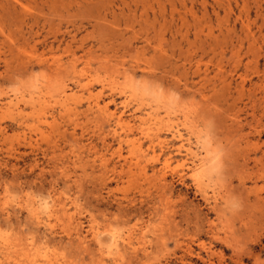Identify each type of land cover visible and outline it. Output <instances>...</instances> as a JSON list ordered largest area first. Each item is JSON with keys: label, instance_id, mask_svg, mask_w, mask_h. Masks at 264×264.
Instances as JSON below:
<instances>
[{"label": "rangeland", "instance_id": "1", "mask_svg": "<svg viewBox=\"0 0 264 264\" xmlns=\"http://www.w3.org/2000/svg\"><path fill=\"white\" fill-rule=\"evenodd\" d=\"M261 84L264 0H0V264H264Z\"/></svg>", "mask_w": 264, "mask_h": 264}, {"label": "bare ground", "instance_id": "2", "mask_svg": "<svg viewBox=\"0 0 264 264\" xmlns=\"http://www.w3.org/2000/svg\"><path fill=\"white\" fill-rule=\"evenodd\" d=\"M14 10V9H13ZM25 10V9H24ZM261 89H262V91H264V86L261 84ZM248 95V94H247ZM247 97V96H246ZM255 99V98H254ZM259 100H258V102H257V104L259 105V106H262L263 104H264V93L261 95V97L260 98H258ZM37 101V100H36ZM39 101V100H38ZM252 102V101H251ZM253 104H255V101L253 100ZM39 104H40V102H39ZM95 104H96V102H95ZM38 105V104H37ZM36 105V106H37ZM90 105H92L91 103H90ZM96 106H98V105H96ZM39 107V106H38ZM106 110V109H105ZM253 110H254V108H253ZM34 112H35V110H34ZM254 112V111H253ZM40 113H43V110H42V112L40 111ZM111 116H114V114H111ZM148 116V115H147ZM151 116V115H150ZM261 116V115H260ZM259 116V117H260ZM146 118V117H145ZM153 118V117H152ZM115 123H116V126H119V128L120 129H123V125H124V120H123V118H122V115H120V116H116L115 117ZM146 120V119H145ZM144 120V121H145ZM252 120H253V122L255 123L254 124V126H256V127H254V130L256 131V132H258L259 130H257L256 128L257 127H260L261 126V128L263 129V125L261 124V122H262V118H259L258 120H257V117L255 116V115H253V117H252ZM153 121V120H152ZM155 121V120H154ZM158 122V121H157ZM232 122V121H231ZM251 122V121H250ZM241 123V122H240ZM248 123V122H247ZM247 123H246V125H247ZM252 124V123H251ZM261 124V125H260ZM229 125V124H228ZM239 125V124H238ZM241 125H242V123H241ZM152 126H153V124H152ZM157 126V125H156ZM236 126H237V124H236ZM249 126H251L250 124H249ZM240 127V126H239ZM252 127V126H251ZM250 127V128H251ZM156 128V127H155ZM242 128V127H241ZM119 129V130H120ZM131 129V128H130ZM157 129V128H156ZM260 129V128H259ZM241 130V129H240ZM253 130V131H254ZM264 130V129H263ZM242 131V130H241ZM235 132V131H234ZM251 132V131H250ZM255 132V133H256ZM123 133V132H122ZM261 133H263L262 131L261 132H259V133H257V134H260L261 135ZM144 134H146V132L144 133ZM174 136H178L179 138H181L182 137V135L180 134V133H178L177 131H175L174 132V134H173ZM259 136V135H258ZM158 141H159V144H164L165 142L164 141H161V140H159L158 139ZM121 143H122V141L121 140H119V145H121ZM152 145V144H151ZM155 145V144H154ZM247 146V145H246ZM183 147V146H182ZM152 148V147H151ZM257 150H259L258 148H257ZM117 151V150H116ZM186 152H187V154L189 155V156H192L193 154H192V151L190 150V148H187L186 149ZM117 153H119V150L117 151ZM243 154H244V152H243ZM261 154H263L264 155V153L262 152ZM260 154V155H261ZM119 157H120V155H118ZM262 156V155H261ZM261 156H260V158H261ZM250 158V157H249ZM264 158V157H263ZM156 159V158H155ZM247 160H249V159H247ZM122 161V160H121ZM250 161V160H249ZM260 161V160H259ZM125 162V161H124ZM199 162V161H198ZM253 162L256 164L257 163V160H255V158H254V160H253ZM118 163V162H117ZM205 163H206V161H203V162H201V163H199V167H197V166H194L193 168L191 167V169H190V167L188 168V170L189 171H192L193 172V178L198 182L199 180H201L200 178H203L200 174H201V171H203L204 172V168H205ZM244 163H247V161L245 162L244 161ZM253 163V164H254ZM128 165H129V163H127ZM134 164V163H133ZM243 164V163H242ZM254 164V165H255ZM105 165V164H104ZM136 165V164H135ZM213 165H214V163H213ZM243 165H246V164H243ZM137 166V165H136ZM168 164H165L164 165V168L165 169H167L168 168ZM186 166H187V164H185V163H182L180 166H179V168L177 169V171H175V173H176V175L178 176V178L180 179V181H183L184 180V176H185V174L183 173L184 171H185V168H186ZM247 166V165H246ZM206 167L207 168H209V167H212V164H210V162H209V164H207L206 163ZM131 168V167H130ZM244 169H245V167H243ZM114 169V168H113ZM121 169V168H120ZM119 169V171H121ZM176 169V168H175ZM204 169V170H203ZM242 169V168H241ZM169 171V170H168ZM207 171V170H206ZM245 171V170H244ZM251 171V170H250ZM252 171H255V170H252ZM249 172V173H252L253 174V172ZM208 172V171H207ZM248 172V171H247ZM154 173H155V171H154ZM244 173V175H245V172H243ZM122 174V173H121ZM156 174V173H155ZM190 174V173H189ZM188 174V175H189ZM207 174V173H206ZM160 175V174H159ZM165 175V173L163 172V174H162V180L164 179V176ZM192 175V174H191ZM191 175H190V178H191ZM201 176V177H200ZM245 176H247V175H245ZM154 177V176H153ZM146 178V177H145ZM148 178V177H147ZM155 178V177H154ZM158 178V177H157ZM153 180V179H152ZM149 181H150V179H149ZM158 181H159V179H158ZM159 183V182H158ZM160 184H162V183H160ZM165 184H167V183H165ZM164 186V185H163ZM263 189L264 188H260V189H256L255 191H254V198H255V200L259 203V202H264V199L261 197V194H262V191H263ZM158 192V191H157ZM247 193V192H246ZM159 195V194H158ZM161 195V194H160ZM161 197V196H160ZM168 198V197H167ZM164 200V199H163ZM167 201V200H166ZM163 202V201H162ZM163 203H165V202H163ZM162 203V204H163ZM121 205L122 204H120V206H118V207H120L121 208ZM260 205H261V203H260ZM47 207V206H46ZM126 210V209H125ZM264 219V218H263ZM125 241V240H124ZM17 245V244H16ZM136 248V247H135ZM129 249H130V247H129ZM134 250V249H133ZM139 251V250H138ZM124 253H125V251H124ZM133 253V254H132ZM128 254L130 255V254H132V256H134V258H137L136 256L137 255H135V252H131V253H129L128 252ZM143 255V254H142ZM33 258V257H32Z\"/></svg>", "mask_w": 264, "mask_h": 264}]
</instances>
